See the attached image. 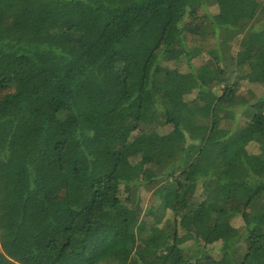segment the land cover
<instances>
[{"label": "trees", "instance_id": "trees-1", "mask_svg": "<svg viewBox=\"0 0 264 264\" xmlns=\"http://www.w3.org/2000/svg\"><path fill=\"white\" fill-rule=\"evenodd\" d=\"M0 14L21 21L0 33V264H264V95L242 93L264 86V0H0Z\"/></svg>", "mask_w": 264, "mask_h": 264}, {"label": "rangeland", "instance_id": "rangeland-1", "mask_svg": "<svg viewBox=\"0 0 264 264\" xmlns=\"http://www.w3.org/2000/svg\"><path fill=\"white\" fill-rule=\"evenodd\" d=\"M212 12H214V9L212 10ZM85 21H90V23L93 24V22L89 19V18H85ZM84 21V22H85ZM20 20L18 17H13V18H10L8 20L4 19V17L0 14V23H2V27L0 29V33L2 37H6L9 35V33H11L13 30L17 29L18 26L20 25ZM152 21L151 19L146 23V25L148 26L149 24H151ZM94 25V24H93ZM99 33V29H96ZM97 38V36L95 35V38L94 40L92 41H75L77 44H83V45H89L91 44L93 41H95V39ZM86 40V39H85ZM220 40L222 41H228L229 40V37L227 36V34H223V35H220ZM211 62L210 58L208 57H202L198 60H196L194 62V65L195 67H200L202 66L203 64H209ZM30 75L25 72V73H22L19 77H18V82L20 83V85H25L26 83L29 82L30 80ZM261 82V80L257 79V80H254V81H250V82H246L242 88V93L244 95H247L248 96V93L249 91H252L254 92L257 96H262L264 95V86L262 85H259ZM93 87V84L90 82V81H87V82H84L82 85H81V89L84 90V91H89L91 90ZM138 111V103L134 104L133 105V112L136 114ZM134 114V115H135ZM245 120L242 121V123L244 124ZM235 126V122H232V121H225L223 123V127L224 128H228V129H232L234 128ZM167 130L166 129H159V132L160 133H165ZM249 155H248V162L250 163L251 165V168L253 170L254 173H257L259 171V168H260V163L258 161V159L256 158V153L258 152L257 151V146L256 145H251L249 147ZM61 196L64 195V192H63V189L60 191L59 193ZM150 196L151 194L148 195V197L146 196V200L144 202V214L148 213L149 211L151 212V207H152V204L153 202L150 201ZM66 198V196H64V199ZM41 207V205H40ZM42 208V207H41ZM33 211L37 212L38 211V207L36 205H34V209ZM60 221H69V213L68 212H62V213H59L52 221V228H56V225L57 223H59ZM234 225L236 227H242L243 226V220L241 217H238L237 219H235L233 221ZM45 234H43L41 237L45 238L46 237V231L44 232ZM215 255L216 254H220L219 251H214L213 252ZM222 264H229V262H227L226 260H223L222 261Z\"/></svg>", "mask_w": 264, "mask_h": 264}]
</instances>
